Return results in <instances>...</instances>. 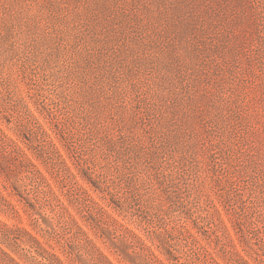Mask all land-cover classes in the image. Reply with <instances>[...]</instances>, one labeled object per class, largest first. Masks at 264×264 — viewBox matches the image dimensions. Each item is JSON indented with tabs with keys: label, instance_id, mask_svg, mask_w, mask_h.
<instances>
[{
	"label": "rangeland",
	"instance_id": "obj_1",
	"mask_svg": "<svg viewBox=\"0 0 264 264\" xmlns=\"http://www.w3.org/2000/svg\"><path fill=\"white\" fill-rule=\"evenodd\" d=\"M1 170L22 264H263L264 0H0Z\"/></svg>",
	"mask_w": 264,
	"mask_h": 264
},
{
	"label": "trees",
	"instance_id": "obj_2",
	"mask_svg": "<svg viewBox=\"0 0 264 264\" xmlns=\"http://www.w3.org/2000/svg\"><path fill=\"white\" fill-rule=\"evenodd\" d=\"M1 139H6L9 142L13 143L14 146H17L19 149L21 148L19 146V144L15 140H13L12 138L8 137L2 131H1ZM29 164H31V162L28 161V165ZM1 171L2 172H0V173H4V174L6 173V172H4L5 170H1ZM5 175L8 176L9 173L8 174L6 173ZM0 194H1V196L3 198H5L1 192H0ZM6 201H7V203H8L9 206H11L13 209L15 208V206L13 204H11L8 200H6ZM21 230L24 231L26 234H28L31 237V239L34 240V242H36L37 244L39 243V241L33 235H31L30 232H28L26 229L23 228ZM0 235H2V236H0V241H2L1 240V237H3L4 239H5V237H9V236H13L16 239L19 238L17 236L16 231L13 228H11L8 224H6L4 222H1V221H0ZM2 243H5V242H2ZM8 247H10V246H8ZM26 250L28 252H32L31 249H26ZM236 254H237L236 256L238 257V261H236V263L234 262L233 264H250L238 251L236 252ZM4 257L7 258L8 260H10L11 262H14L15 264H22L16 258H14L7 250H5L4 248H2L0 246V264H2V261L4 260ZM56 259L59 261V264H63V261H61L60 259H58V257H56ZM108 262H109V264H113L111 261H109V259H108ZM263 264H264V261H263Z\"/></svg>",
	"mask_w": 264,
	"mask_h": 264
}]
</instances>
